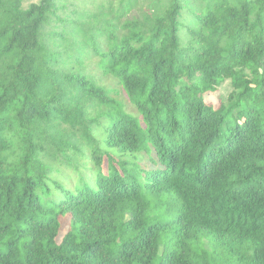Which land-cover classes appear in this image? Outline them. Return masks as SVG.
Wrapping results in <instances>:
<instances>
[{
  "label": "trees",
  "instance_id": "16d2710c",
  "mask_svg": "<svg viewBox=\"0 0 264 264\" xmlns=\"http://www.w3.org/2000/svg\"><path fill=\"white\" fill-rule=\"evenodd\" d=\"M0 264H264V0H0Z\"/></svg>",
  "mask_w": 264,
  "mask_h": 264
},
{
  "label": "rangeland",
  "instance_id": "374dc122",
  "mask_svg": "<svg viewBox=\"0 0 264 264\" xmlns=\"http://www.w3.org/2000/svg\"><path fill=\"white\" fill-rule=\"evenodd\" d=\"M37 1V0H35ZM230 91V88H229V84L228 83H225L221 88H219L216 93H214L213 95H209L207 96V101L211 104H216L217 102V99L219 97H225ZM62 235L60 236L59 240L61 239Z\"/></svg>",
  "mask_w": 264,
  "mask_h": 264
}]
</instances>
